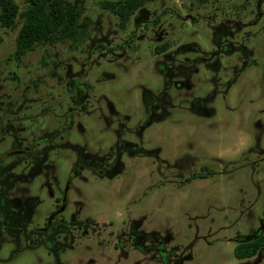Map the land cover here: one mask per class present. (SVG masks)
I'll list each match as a JSON object with an SVG mask.
<instances>
[{
    "label": "rangeland",
    "instance_id": "1",
    "mask_svg": "<svg viewBox=\"0 0 264 264\" xmlns=\"http://www.w3.org/2000/svg\"><path fill=\"white\" fill-rule=\"evenodd\" d=\"M102 1L0 27V264H264V0Z\"/></svg>",
    "mask_w": 264,
    "mask_h": 264
},
{
    "label": "trees",
    "instance_id": "2",
    "mask_svg": "<svg viewBox=\"0 0 264 264\" xmlns=\"http://www.w3.org/2000/svg\"><path fill=\"white\" fill-rule=\"evenodd\" d=\"M23 1L25 8L21 10L15 0H0V27L12 28L17 20L21 22L16 36V56L38 43L69 40L76 45L85 39L86 31L79 26L82 0ZM142 4L143 0H104L101 7L117 15L123 24ZM263 247L264 230L252 240L238 243L233 253L237 259H245L255 256Z\"/></svg>",
    "mask_w": 264,
    "mask_h": 264
}]
</instances>
